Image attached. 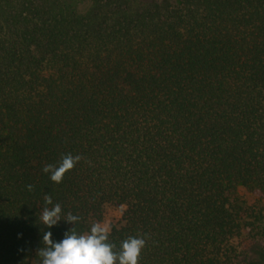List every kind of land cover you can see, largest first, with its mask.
<instances>
[{"label":"trees","instance_id":"1","mask_svg":"<svg viewBox=\"0 0 264 264\" xmlns=\"http://www.w3.org/2000/svg\"><path fill=\"white\" fill-rule=\"evenodd\" d=\"M108 207L139 264H264V0H0V264Z\"/></svg>","mask_w":264,"mask_h":264},{"label":"clouds","instance_id":"2","mask_svg":"<svg viewBox=\"0 0 264 264\" xmlns=\"http://www.w3.org/2000/svg\"><path fill=\"white\" fill-rule=\"evenodd\" d=\"M82 159L81 156L71 154L62 157L59 165H45L43 171L50 174V179L59 184L65 174L72 170ZM32 191L33 186L28 185ZM46 205L39 215V223L48 229L58 225L62 220V208L59 203L53 205L51 195L44 197ZM66 222L76 224L78 216L68 213L63 219ZM110 225L95 222L90 231L83 234L76 232L75 227L65 233L60 242H53L52 232L43 233V247L37 255L41 258V264H139L143 249L146 247V239L143 236H130L121 242L120 250L109 239Z\"/></svg>","mask_w":264,"mask_h":264},{"label":"rangeland","instance_id":"3","mask_svg":"<svg viewBox=\"0 0 264 264\" xmlns=\"http://www.w3.org/2000/svg\"><path fill=\"white\" fill-rule=\"evenodd\" d=\"M142 1H151V0H142ZM123 209L122 208H117V207H108L105 211V217H104V222L107 223L110 226L113 224H116L120 221L122 217ZM262 261L260 260L259 264ZM263 264V262L261 263Z\"/></svg>","mask_w":264,"mask_h":264}]
</instances>
